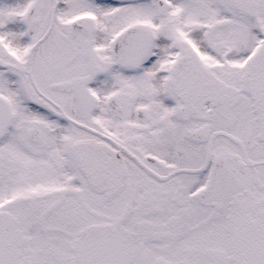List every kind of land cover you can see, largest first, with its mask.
Returning a JSON list of instances; mask_svg holds the SVG:
<instances>
[{"label":"snow or ice","instance_id":"snow-or-ice-1","mask_svg":"<svg viewBox=\"0 0 264 264\" xmlns=\"http://www.w3.org/2000/svg\"><path fill=\"white\" fill-rule=\"evenodd\" d=\"M0 264H264V0H0Z\"/></svg>","mask_w":264,"mask_h":264}]
</instances>
